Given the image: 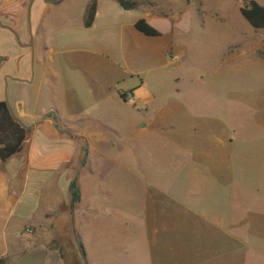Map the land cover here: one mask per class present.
<instances>
[{"label":"rangeland","instance_id":"374dc122","mask_svg":"<svg viewBox=\"0 0 264 264\" xmlns=\"http://www.w3.org/2000/svg\"><path fill=\"white\" fill-rule=\"evenodd\" d=\"M29 1L14 13L22 20L16 34L0 28V56L8 58L0 64V101L40 114L52 87L63 114L106 113L107 89L87 73L90 50L109 61L113 77L136 70L113 85L108 101L144 84L150 103L109 102L116 117L106 113V125L124 135L114 132L110 147L95 151L76 140L69 167L80 203L70 210L68 197L31 230L36 240L22 242L49 243L67 264H264V29L249 26L242 2L123 0L136 4L124 10L97 0L98 23L87 30V0H50L46 30L33 38ZM147 16L184 26L173 36L171 65L157 52L169 40L166 20L151 19L163 39H149L146 55L132 53L140 43L129 31Z\"/></svg>","mask_w":264,"mask_h":264},{"label":"crops","instance_id":"0c3cea01","mask_svg":"<svg viewBox=\"0 0 264 264\" xmlns=\"http://www.w3.org/2000/svg\"><path fill=\"white\" fill-rule=\"evenodd\" d=\"M20 1L23 0H0V28L6 30L10 36L12 33H17L22 21L21 18L14 17L15 12L19 14ZM50 6L43 2V0H33L29 13L33 38L38 34L43 36L42 34L46 30ZM96 15L91 27L85 28L82 23L84 29L92 30L97 26L98 20ZM153 18L166 20L169 24V29L165 34V37L169 36V40L165 45H160L157 52L166 61L167 65H171L175 60L170 55L173 53L175 46L173 36L176 33L180 34L181 31L184 33V26H180V22L173 24L169 19L164 17L147 16L145 20L153 28H156L159 24L151 22ZM137 21L132 24L133 27ZM134 31H129V33L133 39L140 43V46L137 45V47L133 48L134 52H132L137 58L140 57V54L146 55L148 53L146 48L148 49L147 45L151 42L149 39L152 37L143 35L144 38H140L139 35L142 34L137 32L135 28ZM163 36L164 34L161 33L160 37L155 38L163 39ZM8 38L13 43V38ZM142 44L145 48L141 47L143 46ZM48 53L49 55L47 54L48 56L45 58L51 60V52ZM84 53L86 54V58L91 59L89 70H87L88 76L91 80L96 79L98 82L103 83L107 89V98L102 102V108L106 113L110 112V117L114 120L116 116L113 111L112 114L109 110V102L113 103V105H115V102L125 103L120 97L121 93L118 94L117 98L113 96L112 101H108V97H110L109 91L119 80L136 73V70L134 68H131V70L124 69L123 75H127L124 77L123 75L113 77L114 69L107 63L109 61H96L92 57L95 53L90 50H86ZM168 56L171 58V61L166 60ZM7 61L8 58L0 56V64H4ZM46 71L51 75L54 74L51 69L47 68ZM94 83L97 84L96 81ZM143 88L144 84H141L140 87L133 90V94L138 104L146 108L150 103V99L147 98V93L142 91L144 90ZM49 89L53 98L48 107L44 108L40 114L37 112H27L24 102L15 101L14 103H9L6 101L14 118L24 127L31 128V132L20 155L10 159L5 164H1L0 162L1 264H67L63 258L51 255V252L47 250L50 247L49 243H36L35 241L31 244V241L28 240V243H25L22 242V238L34 237L31 235V230L34 227L40 225L42 220L45 221L47 216L56 213L61 203L67 205L69 185L71 183L69 163L79 154V145L76 140L82 139L83 141H88L89 150L95 151V147L101 144H106V146L110 147V141L107 137L116 135L115 133L124 135L125 130L112 126L115 124L106 125L108 122L105 119V112L84 118L63 114L61 107L57 103L59 98L55 95L52 87ZM150 123L151 121L145 122L146 125H150ZM76 127L79 129H76ZM137 128L144 129L145 125ZM83 151L84 153L88 151L86 146L83 147ZM51 223V220H48V224L51 225ZM22 244L28 246L26 250L25 247L22 249ZM39 250L44 251L45 254L37 256Z\"/></svg>","mask_w":264,"mask_h":264},{"label":"trees","instance_id":"16d2710c","mask_svg":"<svg viewBox=\"0 0 264 264\" xmlns=\"http://www.w3.org/2000/svg\"><path fill=\"white\" fill-rule=\"evenodd\" d=\"M122 9L134 10L136 4L123 0H115ZM235 2L241 0H233ZM97 0H89L86 3L82 23L85 28L91 27L97 11ZM241 16L246 20L253 30L264 29V7L254 1H250L247 8H240ZM134 28L146 37H160L161 33L149 25L145 19L138 20ZM122 98L123 96L120 95ZM31 132V128L24 127L11 113L6 101L0 102V162L7 163L10 159L20 155L25 147V142ZM86 155V151H85ZM81 201L80 188L76 180L69 185V209L73 210ZM1 264V262H0Z\"/></svg>","mask_w":264,"mask_h":264},{"label":"built area","instance_id":"2783aa9c","mask_svg":"<svg viewBox=\"0 0 264 264\" xmlns=\"http://www.w3.org/2000/svg\"><path fill=\"white\" fill-rule=\"evenodd\" d=\"M122 100L130 106H136L137 99L133 92H127L122 94Z\"/></svg>","mask_w":264,"mask_h":264},{"label":"water","instance_id":"95a60500","mask_svg":"<svg viewBox=\"0 0 264 264\" xmlns=\"http://www.w3.org/2000/svg\"><path fill=\"white\" fill-rule=\"evenodd\" d=\"M32 2H33V0H30L29 5H28V7H27V14H28V17H29V13H30V8H31V4H32ZM43 2H45V3H47V4H51V5L56 4L55 2H52V1H50V0H43ZM241 2H242L243 7H244V8H247V6L249 5V2H250V1H248V0H241ZM170 18H172V19L175 20V19H177V16L173 15V16L170 17ZM0 26H1V24H0ZM82 259L84 260V256H82Z\"/></svg>","mask_w":264,"mask_h":264}]
</instances>
